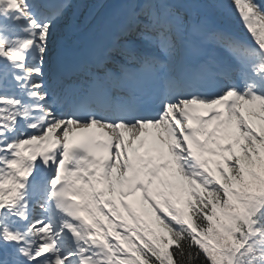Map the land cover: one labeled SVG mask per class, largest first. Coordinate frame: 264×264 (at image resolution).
<instances>
[{
  "label": "snow or ice",
  "instance_id": "obj_1",
  "mask_svg": "<svg viewBox=\"0 0 264 264\" xmlns=\"http://www.w3.org/2000/svg\"><path fill=\"white\" fill-rule=\"evenodd\" d=\"M64 14L0 0V264H264V0H126L76 70Z\"/></svg>",
  "mask_w": 264,
  "mask_h": 264
},
{
  "label": "rangeland",
  "instance_id": "obj_2",
  "mask_svg": "<svg viewBox=\"0 0 264 264\" xmlns=\"http://www.w3.org/2000/svg\"><path fill=\"white\" fill-rule=\"evenodd\" d=\"M102 0H74L73 3L71 4L70 8L67 9V12L64 14L63 18L60 20L56 32L60 31L59 29L61 28V26L66 22L67 19V14L70 12L71 14H75L74 12H77L80 15H86L89 16L90 12L92 10H97L99 9V5L101 4ZM74 9H76L75 11H73ZM231 25L235 26L236 28H238L239 30L243 31L242 26L239 23V20L237 17H233L230 20ZM80 22H78L76 24V28L80 27ZM130 203H133L134 207H138V202L135 200V198L133 200L129 201Z\"/></svg>",
  "mask_w": 264,
  "mask_h": 264
},
{
  "label": "bare ground",
  "instance_id": "obj_3",
  "mask_svg": "<svg viewBox=\"0 0 264 264\" xmlns=\"http://www.w3.org/2000/svg\"><path fill=\"white\" fill-rule=\"evenodd\" d=\"M123 2L125 3L126 0H123ZM115 5H116V0H104L102 2V4L100 5L101 8H100L99 12H97L96 17L94 18V20L99 19L100 18L99 16H101V14H103L104 12H107L109 10V8H112V6H115ZM217 20H218V18H211L210 17L209 18V24L211 26H213L215 23H217ZM59 30L60 31H57V34L54 36V39H53V46H54V48H55L56 42L58 41V39L60 37H62V34H63L62 27Z\"/></svg>",
  "mask_w": 264,
  "mask_h": 264
}]
</instances>
